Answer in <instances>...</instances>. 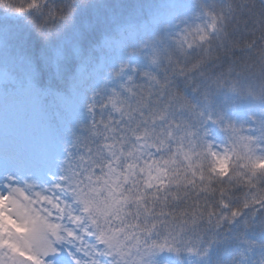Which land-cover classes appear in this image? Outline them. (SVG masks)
I'll return each instance as SVG.
<instances>
[{"label":"snow or ice","instance_id":"snow-or-ice-1","mask_svg":"<svg viewBox=\"0 0 264 264\" xmlns=\"http://www.w3.org/2000/svg\"><path fill=\"white\" fill-rule=\"evenodd\" d=\"M0 84V264H264V0H0Z\"/></svg>","mask_w":264,"mask_h":264},{"label":"trees","instance_id":"trees-1","mask_svg":"<svg viewBox=\"0 0 264 264\" xmlns=\"http://www.w3.org/2000/svg\"><path fill=\"white\" fill-rule=\"evenodd\" d=\"M4 91V87L0 84V93ZM15 104V101L12 98H5L3 95H0V135L4 134L3 128V113L5 108L11 109ZM48 134V130L46 127L37 120V132H36V140L35 144L40 147L45 136Z\"/></svg>","mask_w":264,"mask_h":264},{"label":"rangeland","instance_id":"rangeland-1","mask_svg":"<svg viewBox=\"0 0 264 264\" xmlns=\"http://www.w3.org/2000/svg\"><path fill=\"white\" fill-rule=\"evenodd\" d=\"M4 147V144H0V149H2Z\"/></svg>","mask_w":264,"mask_h":264}]
</instances>
